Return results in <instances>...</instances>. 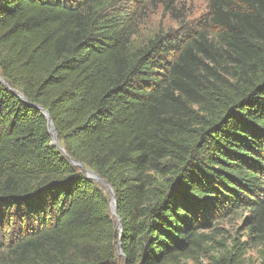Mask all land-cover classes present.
Listing matches in <instances>:
<instances>
[{
    "label": "trees",
    "instance_id": "trees-1",
    "mask_svg": "<svg viewBox=\"0 0 264 264\" xmlns=\"http://www.w3.org/2000/svg\"><path fill=\"white\" fill-rule=\"evenodd\" d=\"M130 2L0 0V264H186L238 214L264 264V0L142 47Z\"/></svg>",
    "mask_w": 264,
    "mask_h": 264
},
{
    "label": "rangeland",
    "instance_id": "rangeland-1",
    "mask_svg": "<svg viewBox=\"0 0 264 264\" xmlns=\"http://www.w3.org/2000/svg\"><path fill=\"white\" fill-rule=\"evenodd\" d=\"M131 1L127 8H133L136 12L133 34L130 36V45L142 47L156 36L172 33L182 36L189 30L195 37L202 30L209 41L214 40L216 30L207 28L209 0H124ZM202 24V28H200ZM91 172V171H89ZM92 173V172H91ZM103 192L112 201L108 187L100 183ZM209 237L192 259L186 264H224V259H236L233 250L234 243L243 244V249L238 252L239 264H263L258 254L261 247L253 246L248 238V226L245 223V215H233L216 220L212 226L199 231ZM3 235H0V241ZM1 254V253H0ZM118 263L122 264V258L118 254Z\"/></svg>",
    "mask_w": 264,
    "mask_h": 264
},
{
    "label": "water",
    "instance_id": "water-1",
    "mask_svg": "<svg viewBox=\"0 0 264 264\" xmlns=\"http://www.w3.org/2000/svg\"><path fill=\"white\" fill-rule=\"evenodd\" d=\"M0 81H1V79H0ZM21 99L24 100L23 98H21ZM35 108L38 111H40L43 114V116L46 118L48 129H49V133H51V135H52V145L57 147V148H59V145L57 143V135L55 133V130H54V127L52 125V122H51V119H50L49 115L47 114V112H46V110L44 108H42L40 106H35ZM62 152H63V150H62ZM72 163H73L74 166L79 167L82 170V172L89 179H91L94 183H102V184H104L105 187L109 188V186L103 180H101L96 174L87 171V169L83 165H81V164H79L77 162H74V161H72ZM109 190H110L111 196H112V201L110 202V205H109L110 206V212H111V215L116 218L117 227H119L120 226V220H119V216H118L117 211H116V202L117 201H116V198H115V196H114V194H113V192L111 191L110 188H109ZM118 254L120 256H123V253H122L120 247H118Z\"/></svg>",
    "mask_w": 264,
    "mask_h": 264
}]
</instances>
